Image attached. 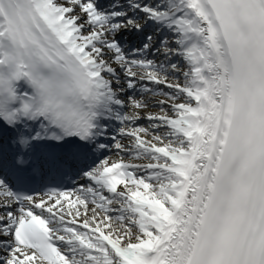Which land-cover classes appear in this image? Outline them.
Instances as JSON below:
<instances>
[{
    "label": "snow or ice",
    "instance_id": "1",
    "mask_svg": "<svg viewBox=\"0 0 264 264\" xmlns=\"http://www.w3.org/2000/svg\"><path fill=\"white\" fill-rule=\"evenodd\" d=\"M0 264H264V0H0Z\"/></svg>",
    "mask_w": 264,
    "mask_h": 264
},
{
    "label": "bare ground",
    "instance_id": "2",
    "mask_svg": "<svg viewBox=\"0 0 264 264\" xmlns=\"http://www.w3.org/2000/svg\"><path fill=\"white\" fill-rule=\"evenodd\" d=\"M159 2L164 3L165 1L159 0ZM154 28H155V26H149L148 29H147V31H154ZM123 35H126L127 37L131 35V37H133V36L136 35V33H124ZM161 35L162 36H168V35H170V33H168L167 31H164V32L161 33ZM124 40H125V42H124ZM121 43L125 45L126 49H132V48L138 47L140 45V43H141V40L140 41H137L136 44L133 46L132 44L129 43V41H126L125 38L124 39L121 38ZM156 59L159 61L161 59V57L157 56ZM155 110L156 109L154 108L153 111H155ZM144 123H146V122L141 121V124H144ZM107 158H109L111 160L117 159V156L115 155V150L114 149L113 150H110L107 153ZM80 183H83V181H81ZM78 186H80V184Z\"/></svg>",
    "mask_w": 264,
    "mask_h": 264
},
{
    "label": "rangeland",
    "instance_id": "3",
    "mask_svg": "<svg viewBox=\"0 0 264 264\" xmlns=\"http://www.w3.org/2000/svg\"><path fill=\"white\" fill-rule=\"evenodd\" d=\"M163 1H165V0H163ZM110 2H111V0H110V1H107V0H106L105 4H108V3H110Z\"/></svg>",
    "mask_w": 264,
    "mask_h": 264
}]
</instances>
